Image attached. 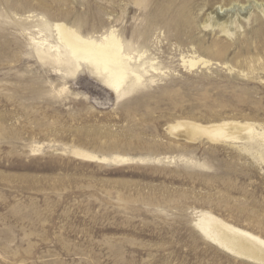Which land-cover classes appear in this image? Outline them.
<instances>
[{
	"label": "rangeland",
	"instance_id": "374dc122",
	"mask_svg": "<svg viewBox=\"0 0 264 264\" xmlns=\"http://www.w3.org/2000/svg\"><path fill=\"white\" fill-rule=\"evenodd\" d=\"M56 24L115 31L160 70L118 89L93 58L59 66L39 46ZM177 120L264 133V0H0V264H257L193 222L264 239L261 145L188 143Z\"/></svg>",
	"mask_w": 264,
	"mask_h": 264
},
{
	"label": "bare ground",
	"instance_id": "6f19581e",
	"mask_svg": "<svg viewBox=\"0 0 264 264\" xmlns=\"http://www.w3.org/2000/svg\"><path fill=\"white\" fill-rule=\"evenodd\" d=\"M54 29L58 44L53 45L47 39H42L39 46H49L50 53L55 56L56 64L69 66L74 61H77V58H83L86 61L89 58H93L98 63L97 70L99 73L109 74L114 72L118 74L120 78L117 83L118 89L130 78V71H133L134 83L140 84L144 78V72L148 74L150 71L158 72L160 70L157 68L154 59L144 58L147 51L138 54L128 52L124 41L115 31L102 34L101 36H86L77 28L65 24H56ZM33 40H36V38H33ZM186 57L181 58L182 65L185 68L193 69L198 64H203L204 66L211 64L210 61L199 56L190 58L188 61H186ZM179 121L177 124L172 125L170 129L174 132L173 134L182 136L188 143L208 141L216 145L220 143H232L234 145L245 142L248 143L246 145L248 147L250 144L253 146L257 144L261 145V148L258 147L260 152L257 156L261 162L264 161V133L257 132L250 123L244 122L242 124V122L239 123L237 121H223L204 125L192 121ZM243 150L252 151L249 148H243ZM73 154L81 159H97L92 154L82 150H74ZM102 160L108 161V158H102ZM110 160L123 162L131 159L118 156ZM193 224L195 229L207 241L233 257L243 258L257 264L264 263V239L260 236L231 225L207 211L198 212Z\"/></svg>",
	"mask_w": 264,
	"mask_h": 264
},
{
	"label": "water",
	"instance_id": "95a60500",
	"mask_svg": "<svg viewBox=\"0 0 264 264\" xmlns=\"http://www.w3.org/2000/svg\"><path fill=\"white\" fill-rule=\"evenodd\" d=\"M264 264V263H263Z\"/></svg>",
	"mask_w": 264,
	"mask_h": 264
}]
</instances>
